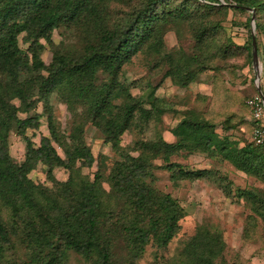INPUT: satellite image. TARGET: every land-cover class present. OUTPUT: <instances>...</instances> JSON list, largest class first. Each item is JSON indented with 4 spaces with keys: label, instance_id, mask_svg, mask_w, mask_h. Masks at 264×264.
I'll return each instance as SVG.
<instances>
[{
    "label": "trees",
    "instance_id": "16d2710c",
    "mask_svg": "<svg viewBox=\"0 0 264 264\" xmlns=\"http://www.w3.org/2000/svg\"><path fill=\"white\" fill-rule=\"evenodd\" d=\"M128 2L0 0V264H64L69 251L86 264H135L147 245L164 249L185 212L176 198L154 187L151 171L158 168L167 171L171 180L211 178L224 195L232 193L250 202L264 219V195L259 191L231 189V182L217 170L186 168L171 160L182 153L215 156L264 183V144L250 140L239 145L227 131H236L242 120L227 104L216 107L219 96L228 93L219 77V70L227 68L225 59L240 53L252 67L251 13L246 8L253 10L260 60L256 33L264 31L259 21L264 0ZM115 5L127 10L116 15ZM228 13L244 16L247 36L240 45L229 37L219 38L220 20ZM180 27L193 45L188 51L167 50L164 35H179ZM57 29L66 42L53 43L51 35ZM45 45L50 50L48 63L40 57ZM138 53L148 65L163 68L162 79L170 81L185 104L178 112L170 110L180 115L167 130L170 141L152 130L168 111L161 106L163 97L155 95L156 86L132 95L129 87L136 81L126 83L121 77L123 64ZM205 71L211 75V92L207 106L200 109L187 104L185 90ZM251 90L252 95L257 93ZM260 91L264 97L261 86ZM52 94L70 114L66 134L54 122L49 106ZM194 98L206 100L198 94ZM39 102L41 113L18 116ZM43 114L47 133L34 144L26 130H37ZM86 124L99 131L115 155L106 174V156L95 158L84 141ZM13 125L24 142L20 163L8 153ZM124 132L148 135L121 146ZM37 164L42 165L48 185L28 177ZM92 167L91 177L81 172ZM57 169L63 170L65 179L54 177ZM15 240L24 260L16 258ZM224 249L221 232L199 223L180 241L171 262L225 264Z\"/></svg>",
    "mask_w": 264,
    "mask_h": 264
},
{
    "label": "rangeland",
    "instance_id": "374dc122",
    "mask_svg": "<svg viewBox=\"0 0 264 264\" xmlns=\"http://www.w3.org/2000/svg\"><path fill=\"white\" fill-rule=\"evenodd\" d=\"M134 2L135 0H125V2ZM128 2V3H129ZM124 3L122 5L128 4ZM116 15L125 12L127 8L114 6ZM216 16L211 17V19ZM244 16L236 14L231 16L229 13L220 20L221 33L219 38L222 40L225 37L231 38L236 44H242L246 39L247 30L243 27ZM259 21L264 26V13L259 16ZM254 24V19H253ZM250 31V21H249ZM60 29L54 30L51 35L53 43H57L60 40L67 41L65 35L61 33ZM253 33L254 29H253ZM259 61L264 62V31H258L256 33ZM164 44L167 50H175L181 48L184 51H188L193 45V40L189 36L184 27H180L179 35L173 32H167L164 37ZM40 57L44 63H48L50 60V50L45 45ZM227 68L219 70V77L227 85L228 93L219 96L216 107L227 104L236 112V115L240 117L243 124L240 125L236 131H227L231 133V136L238 138L239 145L243 142L250 141V131L252 121L250 114L245 105V100L252 95V88L256 89L255 73L253 68L247 65L245 58L242 54L238 53L225 59ZM215 64H221V60H215ZM121 77L126 83L134 82V87H129V91L132 95L144 94L148 86H156L155 95L162 96L163 102L161 106L168 109L167 112L161 115V123L154 131L162 133L165 140L170 141L172 137L168 133L169 127L173 126L176 120L180 117L177 113L170 112L171 109L181 110L185 107L177 97L179 93L175 87L170 84V81L162 79L163 68L160 66L152 67L147 64V58H143L141 53L134 55L129 62L123 64ZM260 70L258 74L260 75ZM210 73L205 71L199 74L195 81L190 83L186 88L188 96V105H193L197 108H204L207 106V98L210 96ZM261 78V77H260ZM259 87L264 88V81H259ZM198 94L206 98L200 100H194V95ZM226 97V98H225ZM225 98V99H224ZM221 101V102H220ZM49 106L54 118V122L65 134L68 132L70 126V114L66 110L64 104L56 99L54 94L49 97ZM210 106V105H209ZM42 111L41 103H37L32 111L27 114H18L20 118L28 115L32 116L35 112ZM40 125L37 130H26V135L30 140L36 144L39 135H46V121L45 114L41 115L38 119ZM216 131L222 133L221 128L216 126ZM148 132L137 134L135 132H124L120 136V145L126 146L131 144L135 137H145ZM83 138L85 143L90 148L92 155L97 158L100 154L106 156L104 172L107 173V168L111 161L115 158L114 153L109 148L108 144L102 141V135L99 131L86 124L84 127ZM59 152V150L57 149ZM8 153L11 159L20 163L24 159V142L14 132V125L11 127V131L8 136ZM172 161L179 163L186 168H209L211 170H217L221 175L227 177L231 182V189L234 187L251 189L259 191L264 195V183L251 176H247L244 173L237 171L232 166L219 157H206L200 153L194 154H180L171 157ZM155 164H159L158 160L154 161ZM94 168L81 169V172L88 174L91 177V172ZM153 178V185L157 189L169 193L172 197L176 198L179 204L184 209V216L179 220V229L176 234L169 241L164 249L156 250L154 247L147 245L142 256L135 262V264H173L171 262L173 255L179 246L182 239L190 236L197 224L205 223L210 228H216L222 234L225 242L224 259L225 264H264V219L260 214L254 212L250 202L238 199L231 193L230 195H224L218 184L211 178L197 179L188 181L186 179L171 180L169 173L163 169H153L151 171ZM28 177L36 183H44L48 185L46 181L43 167L41 164H37L36 167L28 173ZM54 177L57 180L65 179L66 175L61 169L54 171ZM106 188V185L103 184ZM16 258H23V249L15 240ZM20 264L19 261L15 262ZM64 264H86V262L73 251H69L68 258Z\"/></svg>",
    "mask_w": 264,
    "mask_h": 264
},
{
    "label": "built area",
    "instance_id": "2783aa9c",
    "mask_svg": "<svg viewBox=\"0 0 264 264\" xmlns=\"http://www.w3.org/2000/svg\"><path fill=\"white\" fill-rule=\"evenodd\" d=\"M245 105L249 109L252 121L250 140L254 145H262L264 144V101L257 92L245 100Z\"/></svg>",
    "mask_w": 264,
    "mask_h": 264
},
{
    "label": "water",
    "instance_id": "95a60500",
    "mask_svg": "<svg viewBox=\"0 0 264 264\" xmlns=\"http://www.w3.org/2000/svg\"><path fill=\"white\" fill-rule=\"evenodd\" d=\"M250 13V45H251V61H252V68L254 70L255 73V82H256V90L257 92L260 94L262 100L264 101V97L260 91V87L258 85V71H259V63L257 60V53H256V44H255V38H254V33H253V29H254V24H253V19H254V15H253V10L250 8H246Z\"/></svg>",
    "mask_w": 264,
    "mask_h": 264
},
{
    "label": "crops",
    "instance_id": "0c3cea01",
    "mask_svg": "<svg viewBox=\"0 0 264 264\" xmlns=\"http://www.w3.org/2000/svg\"><path fill=\"white\" fill-rule=\"evenodd\" d=\"M259 63V70H260V75L259 76V81H264V62H258ZM261 77V78H260ZM263 91L264 88L262 87Z\"/></svg>",
    "mask_w": 264,
    "mask_h": 264
}]
</instances>
